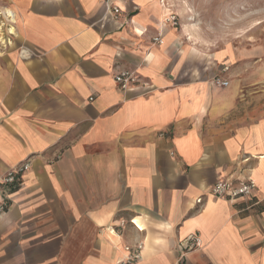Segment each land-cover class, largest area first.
<instances>
[{"label":"crops","instance_id":"1","mask_svg":"<svg viewBox=\"0 0 264 264\" xmlns=\"http://www.w3.org/2000/svg\"><path fill=\"white\" fill-rule=\"evenodd\" d=\"M172 10L0 0V177L30 165L0 186V264H121L125 248L130 264H264V53L165 24ZM225 179L256 190L213 198Z\"/></svg>","mask_w":264,"mask_h":264},{"label":"rangeland","instance_id":"2","mask_svg":"<svg viewBox=\"0 0 264 264\" xmlns=\"http://www.w3.org/2000/svg\"><path fill=\"white\" fill-rule=\"evenodd\" d=\"M168 1L159 0L162 9L186 10L172 15L178 25H195L197 37L218 47L234 45L264 53V0H178L175 5ZM263 85L260 82L254 89L262 90Z\"/></svg>","mask_w":264,"mask_h":264},{"label":"built area","instance_id":"3","mask_svg":"<svg viewBox=\"0 0 264 264\" xmlns=\"http://www.w3.org/2000/svg\"><path fill=\"white\" fill-rule=\"evenodd\" d=\"M115 12L118 9L115 8ZM165 24H171L173 27L178 25L177 18L169 14L164 19ZM161 35L153 38L154 44L161 43ZM115 82L120 86L122 90H128L131 84L138 82L137 74L133 71H122L120 74L114 77ZM213 83L217 86L225 87L228 85L226 81H222L219 78H215ZM29 163L23 162L10 169H8L3 176L0 177V186L3 188H11L16 185L17 179L25 174L29 170ZM256 190V184L253 180H242L239 182H232L231 180H218L210 189L209 194L215 199H222L226 201H235L237 199H249L253 192ZM197 203H201V199L197 200ZM7 209V202H0V215H3ZM190 242L195 247H200V240L197 236L190 237ZM127 252L131 251L126 259L121 264H130L136 261L139 257L138 248L131 250L125 248Z\"/></svg>","mask_w":264,"mask_h":264},{"label":"bare ground","instance_id":"4","mask_svg":"<svg viewBox=\"0 0 264 264\" xmlns=\"http://www.w3.org/2000/svg\"><path fill=\"white\" fill-rule=\"evenodd\" d=\"M5 15L9 19L10 23H14L15 22V16L13 15L12 12L7 11V12H5ZM8 30H9V32L11 34L15 33V31L12 28H9Z\"/></svg>","mask_w":264,"mask_h":264}]
</instances>
